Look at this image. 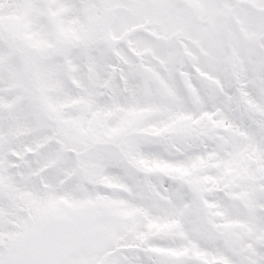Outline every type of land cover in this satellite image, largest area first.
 I'll use <instances>...</instances> for the list:
<instances>
[{"label":"snow or ice","instance_id":"1","mask_svg":"<svg viewBox=\"0 0 264 264\" xmlns=\"http://www.w3.org/2000/svg\"><path fill=\"white\" fill-rule=\"evenodd\" d=\"M0 264H264V0H0Z\"/></svg>","mask_w":264,"mask_h":264}]
</instances>
